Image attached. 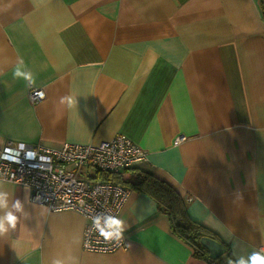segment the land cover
I'll use <instances>...</instances> for the list:
<instances>
[{
  "label": "crops",
  "instance_id": "crops-1",
  "mask_svg": "<svg viewBox=\"0 0 264 264\" xmlns=\"http://www.w3.org/2000/svg\"><path fill=\"white\" fill-rule=\"evenodd\" d=\"M21 61L35 84L14 76ZM120 134L230 255L197 257L134 190L119 214L127 248L85 251L79 212L3 180L29 215L0 237V264H234L264 249V0H0V148Z\"/></svg>",
  "mask_w": 264,
  "mask_h": 264
},
{
  "label": "built area",
  "instance_id": "built-area-1",
  "mask_svg": "<svg viewBox=\"0 0 264 264\" xmlns=\"http://www.w3.org/2000/svg\"><path fill=\"white\" fill-rule=\"evenodd\" d=\"M41 91L43 98L38 95ZM29 96L37 104L46 94L42 88L31 87ZM183 139L184 136L179 138ZM147 158L144 148L122 134L97 144L65 142L60 148L9 141L0 148V180L29 187L32 201L46 205L51 211L79 212L87 221L83 249L114 253L127 248L125 233L119 242L105 241L93 229L92 220L101 213L119 217L132 189L95 179L87 169L116 173ZM68 166L72 169H67Z\"/></svg>",
  "mask_w": 264,
  "mask_h": 264
},
{
  "label": "trees",
  "instance_id": "trees-1",
  "mask_svg": "<svg viewBox=\"0 0 264 264\" xmlns=\"http://www.w3.org/2000/svg\"><path fill=\"white\" fill-rule=\"evenodd\" d=\"M95 179L120 183L154 199L159 211L168 215L173 233L191 245L197 257L214 263L221 259V255L215 258L214 253L201 243L203 236L212 237L221 242L225 253L230 255L229 248L216 233L189 216L180 192L166 180L136 167L116 173L97 170Z\"/></svg>",
  "mask_w": 264,
  "mask_h": 264
},
{
  "label": "clouds",
  "instance_id": "clouds-1",
  "mask_svg": "<svg viewBox=\"0 0 264 264\" xmlns=\"http://www.w3.org/2000/svg\"><path fill=\"white\" fill-rule=\"evenodd\" d=\"M22 63L21 61L16 67L14 76L23 78L31 86L35 84V79L31 72L22 70ZM38 95L43 98L44 93L41 91ZM65 102L71 106L74 101L71 96L61 97V103ZM4 183L3 180H0V237H6L10 232L15 231L21 217L26 219L29 215L22 199H10V193L4 189ZM92 227L105 241L119 242L125 231V222L118 216L101 213L93 217ZM51 264H64V261L54 258ZM229 264H233V262L230 261ZM234 264H264V249L253 251L247 256L238 255Z\"/></svg>",
  "mask_w": 264,
  "mask_h": 264
},
{
  "label": "water",
  "instance_id": "water-1",
  "mask_svg": "<svg viewBox=\"0 0 264 264\" xmlns=\"http://www.w3.org/2000/svg\"><path fill=\"white\" fill-rule=\"evenodd\" d=\"M201 243L210 251L214 253V257L216 258L224 251L222 244L216 239L208 236H203L201 238Z\"/></svg>",
  "mask_w": 264,
  "mask_h": 264
},
{
  "label": "rangeland",
  "instance_id": "rangeland-1",
  "mask_svg": "<svg viewBox=\"0 0 264 264\" xmlns=\"http://www.w3.org/2000/svg\"><path fill=\"white\" fill-rule=\"evenodd\" d=\"M67 169H72V167L71 166H68V168ZM90 173H91V175L95 178V175H96V172L97 171H95L94 169H91V168H89V169H87ZM81 176H84L83 174H81Z\"/></svg>",
  "mask_w": 264,
  "mask_h": 264
}]
</instances>
